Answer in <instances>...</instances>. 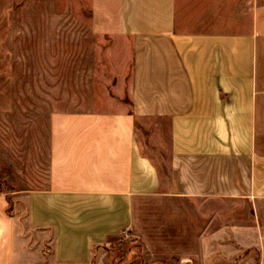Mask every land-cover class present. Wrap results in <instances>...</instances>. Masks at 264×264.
Segmentation results:
<instances>
[{
    "label": "crops",
    "instance_id": "obj_1",
    "mask_svg": "<svg viewBox=\"0 0 264 264\" xmlns=\"http://www.w3.org/2000/svg\"><path fill=\"white\" fill-rule=\"evenodd\" d=\"M89 3L125 51L101 56L103 108L49 114L47 184L20 193L25 214L0 192V264H90L110 229L84 201L118 203L152 260L264 264V0H201V31L177 30V0ZM11 80L7 57L5 113Z\"/></svg>",
    "mask_w": 264,
    "mask_h": 264
},
{
    "label": "rangeland",
    "instance_id": "obj_2",
    "mask_svg": "<svg viewBox=\"0 0 264 264\" xmlns=\"http://www.w3.org/2000/svg\"><path fill=\"white\" fill-rule=\"evenodd\" d=\"M177 10V30L201 31V0H177ZM103 51L125 50L93 31L89 0H13L12 17L0 12V68L8 57L12 78L7 113L0 97V192L8 195L11 213L25 214L20 193L46 187L49 114L104 107ZM5 91L0 86V96ZM84 203L85 222L110 229L90 264H183L148 258L133 232L119 225L118 203L108 211L102 201L96 208ZM29 234L43 254L51 252L49 233L46 238L35 230Z\"/></svg>",
    "mask_w": 264,
    "mask_h": 264
},
{
    "label": "trees",
    "instance_id": "obj_3",
    "mask_svg": "<svg viewBox=\"0 0 264 264\" xmlns=\"http://www.w3.org/2000/svg\"><path fill=\"white\" fill-rule=\"evenodd\" d=\"M6 198H7V202H8V207L6 209V213L7 214H11V208L9 207L10 205H9V200H8V195L7 194H6Z\"/></svg>",
    "mask_w": 264,
    "mask_h": 264
}]
</instances>
